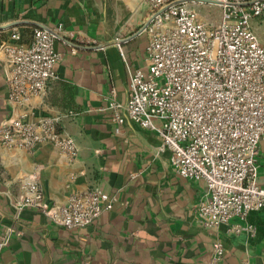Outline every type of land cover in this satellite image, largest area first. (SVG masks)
I'll return each instance as SVG.
<instances>
[{"label": "crops", "instance_id": "1", "mask_svg": "<svg viewBox=\"0 0 264 264\" xmlns=\"http://www.w3.org/2000/svg\"><path fill=\"white\" fill-rule=\"evenodd\" d=\"M150 18L145 0H0V26L5 27L0 43L14 27L28 33L41 26L62 28V38L56 39L62 53L59 77L32 104L38 114L79 112L65 129L80 148L78 162L70 165L50 143L40 144L32 155L0 145V234L16 227L0 250V264H206L210 259L213 237L193 214L203 183L171 169L170 152L160 151L156 132L130 120L116 132L105 101L115 88L119 101L126 102L131 71L145 70L148 34L139 31ZM19 20L28 23L8 27ZM253 27L264 42V16ZM2 58L0 126L12 114ZM37 165L47 204L93 186L120 201L94 224L75 230L39 208L18 209L19 178ZM258 174L264 181V145ZM248 219L257 226L254 238L222 228L226 254L219 264H264V207Z\"/></svg>", "mask_w": 264, "mask_h": 264}, {"label": "built area", "instance_id": "2", "mask_svg": "<svg viewBox=\"0 0 264 264\" xmlns=\"http://www.w3.org/2000/svg\"><path fill=\"white\" fill-rule=\"evenodd\" d=\"M210 1L145 0L153 17L144 30L146 68L131 71L126 102L119 101L115 88L105 101L116 132L127 120L156 132L160 151L170 152L171 169L203 183L193 214L213 237L206 264H219L226 254L222 228L254 238L257 226L248 217L264 207V181L258 174L264 145V42L253 27L264 16V0ZM192 2L220 7L219 22L201 17ZM56 34H62L61 27H35L30 33L14 27L1 41L12 114L0 126V145L32 155L40 144L50 143L73 165L80 148L65 124L79 112L38 114L32 104L59 77L62 53ZM41 169L37 165L20 176L18 209L39 208L55 223L77 229L120 201L93 186L47 204ZM15 232V225L5 228L0 250Z\"/></svg>", "mask_w": 264, "mask_h": 264}, {"label": "rangeland", "instance_id": "3", "mask_svg": "<svg viewBox=\"0 0 264 264\" xmlns=\"http://www.w3.org/2000/svg\"><path fill=\"white\" fill-rule=\"evenodd\" d=\"M201 17L213 23H218L221 18V8L214 5L199 4L195 5Z\"/></svg>", "mask_w": 264, "mask_h": 264}, {"label": "water", "instance_id": "4", "mask_svg": "<svg viewBox=\"0 0 264 264\" xmlns=\"http://www.w3.org/2000/svg\"><path fill=\"white\" fill-rule=\"evenodd\" d=\"M186 1H203V2H212L210 0H186ZM153 17L150 18L148 20V22H146V24L140 29L139 33L143 32L148 26L149 24L151 23ZM24 23H28L27 21H24V20H19V21H16L14 22L13 24H11L10 26L8 27H11V26H15V25H20V24H24ZM42 27V26H41ZM0 28H5L3 26H0ZM51 30V29H50ZM57 38H62V36L60 34H56Z\"/></svg>", "mask_w": 264, "mask_h": 264}, {"label": "trees", "instance_id": "5", "mask_svg": "<svg viewBox=\"0 0 264 264\" xmlns=\"http://www.w3.org/2000/svg\"><path fill=\"white\" fill-rule=\"evenodd\" d=\"M97 220V219H96ZM96 220L93 222V223H91L90 225H92V224H94L95 222H96ZM90 225H88V226H90ZM85 227H87V226H85ZM66 228V227H65ZM81 228H83V227H81ZM66 229H69V228H66ZM78 229V228H77ZM69 230H75V229H69Z\"/></svg>", "mask_w": 264, "mask_h": 264}]
</instances>
